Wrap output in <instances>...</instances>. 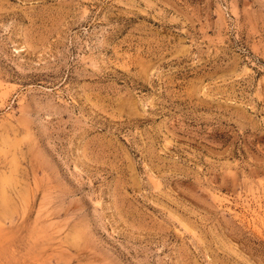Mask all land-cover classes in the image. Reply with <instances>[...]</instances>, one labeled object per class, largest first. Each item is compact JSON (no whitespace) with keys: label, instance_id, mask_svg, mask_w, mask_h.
Segmentation results:
<instances>
[{"label":"rangeland","instance_id":"obj_1","mask_svg":"<svg viewBox=\"0 0 264 264\" xmlns=\"http://www.w3.org/2000/svg\"><path fill=\"white\" fill-rule=\"evenodd\" d=\"M0 264H264V0H0Z\"/></svg>","mask_w":264,"mask_h":264}]
</instances>
